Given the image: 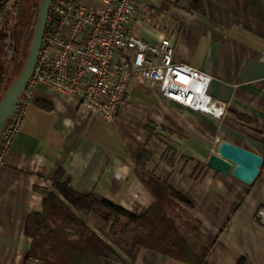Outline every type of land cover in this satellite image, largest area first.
Wrapping results in <instances>:
<instances>
[{
  "label": "crops",
  "instance_id": "crops-1",
  "mask_svg": "<svg viewBox=\"0 0 264 264\" xmlns=\"http://www.w3.org/2000/svg\"><path fill=\"white\" fill-rule=\"evenodd\" d=\"M79 1L92 9L103 3ZM143 1L154 10L148 21L133 23V33L152 44L172 36L174 62L210 74L208 92L227 103L226 114L215 118L134 82L109 122L77 97L37 86L0 164V264H42L28 258L26 223L42 211L57 172L76 191L135 215L164 200V184L170 185L192 204L202 231L216 238L207 264H264V226L256 216L264 208V166L251 184L207 166L222 139L264 157V0H195L202 9L195 15L166 0ZM168 147L173 155L166 159ZM147 148L150 188L136 171ZM87 222L104 237L99 219ZM117 253L120 261L100 258L97 264H189L145 247L132 256Z\"/></svg>",
  "mask_w": 264,
  "mask_h": 264
},
{
  "label": "built area",
  "instance_id": "built-area-1",
  "mask_svg": "<svg viewBox=\"0 0 264 264\" xmlns=\"http://www.w3.org/2000/svg\"><path fill=\"white\" fill-rule=\"evenodd\" d=\"M143 0H103L98 9L79 0H52L35 69L0 140V164L22 128L34 90L44 85L77 97L96 117L113 122L131 84L154 87L173 102L222 118L228 105L208 92L211 75L174 62L172 36L158 44L132 31L153 12ZM264 60V51L261 55ZM264 226V208L256 213Z\"/></svg>",
  "mask_w": 264,
  "mask_h": 264
},
{
  "label": "trees",
  "instance_id": "trees-1",
  "mask_svg": "<svg viewBox=\"0 0 264 264\" xmlns=\"http://www.w3.org/2000/svg\"><path fill=\"white\" fill-rule=\"evenodd\" d=\"M190 15L201 14L195 0H166ZM0 0V20L19 14L20 0ZM19 29L0 34V44L7 59L20 62L27 57L39 6ZM4 69L0 73V99L4 94ZM151 134L157 136L152 130ZM3 135L0 136V140ZM173 155L168 147L166 159ZM152 157L149 148L142 150L136 161V171L149 186L146 172ZM164 200L156 199L142 215H135L123 206L95 193H80L57 172L52 190L44 200L43 209L28 216L26 234L32 239L28 258L42 264H97L100 258L120 261L117 250L132 256L136 248L145 247L189 264H207V256L216 238L204 233L201 223L193 215V206L174 187L164 184ZM95 216L107 227L104 237L91 228L87 220ZM243 264V263H239Z\"/></svg>",
  "mask_w": 264,
  "mask_h": 264
},
{
  "label": "water",
  "instance_id": "water-1",
  "mask_svg": "<svg viewBox=\"0 0 264 264\" xmlns=\"http://www.w3.org/2000/svg\"><path fill=\"white\" fill-rule=\"evenodd\" d=\"M51 2L52 0H40L37 24L22 72L13 80L0 99V136L3 135L6 123L16 110L20 96L35 69ZM207 166L223 174H231L246 184H251L264 166V157L222 139L218 142L215 152L209 155Z\"/></svg>",
  "mask_w": 264,
  "mask_h": 264
},
{
  "label": "rangeland",
  "instance_id": "rangeland-1",
  "mask_svg": "<svg viewBox=\"0 0 264 264\" xmlns=\"http://www.w3.org/2000/svg\"><path fill=\"white\" fill-rule=\"evenodd\" d=\"M13 0H8L6 4L7 10H10L11 4ZM40 0H20L21 3V10L19 14H11L9 13V16L5 20H0V34H3L7 31V28H12L13 24L15 23L17 27L20 29L25 22L30 18L31 14L36 10L32 6V4H35L39 6ZM38 16V14H37ZM38 18V17H37ZM26 58L21 60L20 62H15L14 58L7 59L5 56V52L2 50L1 44H0V73L4 69L5 71V77H4V93L9 88L11 83L15 78H17L20 73L22 72V69L24 67ZM96 218V217H95ZM98 219V218H97ZM101 221V220H100ZM99 222V221H97ZM102 222V221H101ZM100 222V225H102V230H104L106 233L108 232V229L106 225L102 224ZM91 224V223H90Z\"/></svg>",
  "mask_w": 264,
  "mask_h": 264
},
{
  "label": "flooded vegetation",
  "instance_id": "flooded-vegetation-1",
  "mask_svg": "<svg viewBox=\"0 0 264 264\" xmlns=\"http://www.w3.org/2000/svg\"><path fill=\"white\" fill-rule=\"evenodd\" d=\"M39 5H40V2H39ZM38 11H39V9H38Z\"/></svg>",
  "mask_w": 264,
  "mask_h": 264
}]
</instances>
